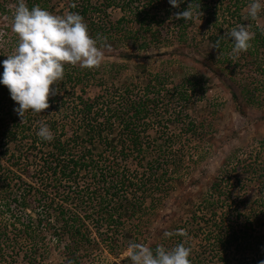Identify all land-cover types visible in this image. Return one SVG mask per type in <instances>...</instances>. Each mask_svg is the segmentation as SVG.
Returning a JSON list of instances; mask_svg holds the SVG:
<instances>
[{"label": "trees", "instance_id": "1", "mask_svg": "<svg viewBox=\"0 0 264 264\" xmlns=\"http://www.w3.org/2000/svg\"><path fill=\"white\" fill-rule=\"evenodd\" d=\"M65 1L63 9L54 0L25 3L29 9L38 5L54 15L78 12L89 35L102 38L98 41L102 47L119 48L120 37L129 42L133 49L119 52L127 61L148 58L139 51L152 45L178 42L184 49L194 40L190 28L201 19L212 29L208 35L212 51L203 59L192 57L202 68L218 73L220 62L241 57L249 62L264 52V35L256 32L247 51L234 58L226 36L225 26L240 22L248 0H183L179 7L168 0ZM16 4L17 0H0V60L17 44L11 30ZM188 7L191 18L177 19L176 13ZM112 10L120 16L114 18ZM183 49L176 52L179 64L187 62ZM135 69L143 79L139 91L127 80L115 83L121 78V63L113 62L110 69L66 64L63 79L50 85L56 91L48 97L49 107L40 113L26 111L22 121L13 110L18 105L0 85V264H46L53 251L62 256L59 264H89L92 253H119L129 242L152 249L184 243L191 249V264L264 261V140L254 155L223 165L209 191L198 195L199 201L190 197L189 188L185 190V215L172 216L171 225L150 240L155 214L145 202L148 197L154 203L162 201L154 190L167 194L168 187L159 186L164 185L172 159L167 158L169 145L162 144L167 140L161 134L152 136L149 123L159 119L164 101L187 104L192 90L169 87L172 67L154 72L143 62ZM107 76L113 78L111 83ZM98 78L103 82L101 92L91 96L87 90ZM188 85L195 87L192 81ZM246 91L248 100L255 96V89ZM180 110L178 115L184 113V105ZM41 123L52 132L51 141L36 135ZM182 124L185 133L201 128L195 121ZM181 162L175 160L172 166L179 169ZM177 229L186 235L162 234ZM13 253H18L17 261ZM121 262L130 264L127 257Z\"/></svg>", "mask_w": 264, "mask_h": 264}, {"label": "rangeland", "instance_id": "2", "mask_svg": "<svg viewBox=\"0 0 264 264\" xmlns=\"http://www.w3.org/2000/svg\"><path fill=\"white\" fill-rule=\"evenodd\" d=\"M54 1H57L61 9L67 2L65 0ZM249 2L250 0L241 10L242 19L240 22L225 26L226 32L237 24H245L254 35L256 32L264 35V0H261L262 6L255 19L247 16ZM13 6L11 16L15 10ZM112 14L114 18L120 16L118 10H112ZM209 29L206 21L197 20L193 28H190L189 34L194 40H191L187 46L182 45L184 49L178 42L159 46L152 45L139 51L141 55L148 56V58H139L133 61H127L119 56L120 50L133 49V46L121 37L117 41L119 48H104L98 44L104 52L103 60L98 67L110 69L113 62L121 63L123 66L121 78L115 80L116 84L127 80L137 85L136 91H139L143 79L135 69V64L145 62L148 68L154 72L164 66L172 67L174 73L171 80L167 82L169 87H183L192 90V92L189 90L187 104L173 101L167 105L164 101L159 107V119H153L149 123L151 128L148 132L152 136L161 134L167 140V143H162L159 139V143H162L164 147L169 145L167 158L172 159L169 160L171 170L165 176L164 185L159 186L163 188L166 185L168 187L167 194L163 192V189L154 190L153 194L157 198L163 197L162 201L154 203V200L148 197L145 202L146 207H150L151 213L155 214L152 215L153 230L150 240L158 238V230L171 225L172 216L175 214L177 216L185 215V209L188 208L187 202L184 200L183 192L185 190L187 191L189 188L190 197L199 201L198 195H204L209 191L214 176L218 174L223 165H230L246 155H254L260 142L264 140V52L260 51V58L249 62L243 57L232 63L220 62L221 71L218 73L204 69L196 64L192 57L203 59L212 51V44L208 38L212 29ZM165 33L166 30L163 28L162 34ZM181 49L188 55L185 59L187 62L184 64L177 63L178 54L176 52ZM107 77H109L107 83H111L113 78ZM188 79L195 84L196 88H189L190 81ZM102 83L98 78L95 84L87 90L89 95L94 96L100 93ZM247 86L248 88H246ZM249 87L255 89V96H249L250 100L246 94ZM182 105H184V113L178 115ZM210 109L213 111L211 115L206 112ZM210 117L211 121H209ZM188 121H195V124L198 123L201 128L185 133L181 130L182 123L187 124ZM208 123L210 124L207 127ZM175 160H182L179 169L172 166ZM251 193L256 196L257 188L255 186L251 187ZM181 196L183 201L178 200ZM32 214L34 215V212ZM198 239H195L194 242L199 241ZM125 249L126 247H123L118 251L119 253H92L88 263L124 264L121 260L126 258ZM17 255L18 253H13L14 261L18 260L19 256ZM61 259V254L53 251V253H48L46 264H59ZM127 263L131 264V261Z\"/></svg>", "mask_w": 264, "mask_h": 264}, {"label": "clouds", "instance_id": "3", "mask_svg": "<svg viewBox=\"0 0 264 264\" xmlns=\"http://www.w3.org/2000/svg\"><path fill=\"white\" fill-rule=\"evenodd\" d=\"M182 2L168 0L172 7H179ZM261 6V0H250L247 16L255 19ZM191 16L190 7L176 13L177 19L185 21ZM11 30L18 40L12 53L0 60L3 68L0 85L7 87L10 98L18 105L13 110L21 121L26 111L40 113L49 107L48 97L56 91L55 88L50 90V85L63 79L66 64L89 69L99 66L104 57L102 47L98 45L102 38L94 39L89 35L87 24L78 12L54 15L38 5L29 9L25 0H17ZM253 35L245 24H237L227 30L234 58L247 51ZM36 135L44 141L53 139L49 127L43 123ZM173 235L184 236L186 233L181 229L163 232L165 238ZM190 254L191 249L184 243L170 249L162 245L152 249L141 243L129 242L124 252L131 264H191Z\"/></svg>", "mask_w": 264, "mask_h": 264}]
</instances>
